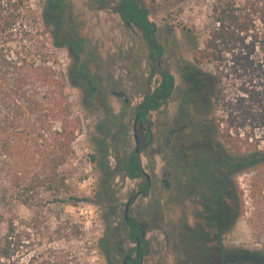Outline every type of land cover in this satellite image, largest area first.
Returning <instances> with one entry per match:
<instances>
[{"label": "trees", "instance_id": "16d2710c", "mask_svg": "<svg viewBox=\"0 0 264 264\" xmlns=\"http://www.w3.org/2000/svg\"><path fill=\"white\" fill-rule=\"evenodd\" d=\"M89 1L94 8L104 9L111 0ZM178 1L185 2H174ZM155 6L152 0L151 7ZM115 10L124 22L138 29L148 46L150 73L134 117L149 137L150 114L172 98L176 78L163 61L166 46L158 38L157 24L145 1L116 0ZM210 10V23L203 40L193 48V59L197 65L214 68L198 74V97H214L220 112L214 115L213 126L220 138L214 136L208 122H196L195 137L203 140L196 160L201 164L187 170L184 180L192 181L194 173L203 190L212 193L215 214H208L209 219L220 232H226L244 210L235 177L247 168H252V186L261 193L254 214L264 220V0H212ZM61 11L58 6L50 12L44 8L47 27L54 16L62 19ZM61 47L78 51L70 29L61 21L52 28L50 40L27 0H0V181L8 187L12 202L19 201L31 210L26 218L12 206L0 207V264L84 263L77 251L61 243L81 234V227L62 220L53 207L93 201L88 195L77 196L71 182L75 142L84 122L75 111L67 79L84 74L77 71L76 64H81L75 56L69 74L65 72L56 53ZM198 97L194 107L201 113L204 106ZM102 131L99 126V145L104 143ZM229 145L245 146L246 151L232 155L226 148ZM135 150L119 161L120 168L112 175L121 172L124 177L142 178L140 187L148 195L151 185L141 152ZM90 162L98 163L96 153L90 154ZM109 190L105 186L101 194L114 200ZM127 221L130 238L135 241L142 223L131 214ZM198 226L189 227L191 236H203L193 231ZM105 239L100 240L103 251H107ZM201 246L195 243L191 250L206 248L204 243ZM221 259V264H264V250L224 246Z\"/></svg>", "mask_w": 264, "mask_h": 264}, {"label": "rangeland", "instance_id": "374dc122", "mask_svg": "<svg viewBox=\"0 0 264 264\" xmlns=\"http://www.w3.org/2000/svg\"><path fill=\"white\" fill-rule=\"evenodd\" d=\"M144 1L150 8L151 20L157 24L158 38L166 46L163 61L176 78L172 98L150 114L149 137H145L144 125L137 124L135 130L134 117V108L142 100L150 73L148 46L138 29L124 22L115 10L116 0H111L104 9L94 8L89 0H27L38 14V24L47 38L51 40L52 28L59 21L70 29L78 51L61 47L56 53L66 73L69 74L75 56L81 64H76L77 71L84 74L67 79L75 111L84 122L83 132L75 142L71 182L77 196L88 195L93 201L53 204L54 213L62 220H70L71 226L79 225L82 231L69 242L61 243L77 251L83 264H123L114 247L135 246L128 239L124 214L129 198L137 197L143 179L124 177L121 172L113 177L112 172H118L119 161L137 148V134L140 146L144 147L143 166L151 181L149 194L138 196L130 208V214L146 228L148 243L142 264H206V258L208 264H217L203 254L204 250H191L195 243L199 247L208 244L204 236L197 238L189 233V227L196 225L197 220L205 221L193 204V197L198 200V189L202 195L211 196L212 201L215 197L203 190L194 173L192 181L184 180L187 170L201 164L195 159L203 141L195 137L196 122L201 119L213 126V117L220 112L214 97L201 100L198 97V74L213 72V66L197 65L193 59V48L203 40L210 23L212 0H185L183 4L155 0V7H151L152 0ZM55 6L62 8V19L54 16L47 27L43 10L50 12ZM114 91L125 93L127 99ZM197 97L204 106L201 113L194 107ZM99 126L104 135L101 145L96 138L97 134L99 138L102 136L98 133ZM175 128L179 131L176 136L170 133ZM213 134L220 138L214 126ZM240 146L226 148L230 154L239 155L246 151L245 146ZM92 153L98 156L96 164L90 162ZM235 180L242 192L244 210L234 226L224 232V246L264 250V220L254 214L255 201L261 200V193L256 185L252 186V168L239 172ZM105 186L110 187L114 200L102 196ZM62 196L65 198L67 194ZM7 206H12L20 217L31 216L27 206L12 202L8 187L0 181V207ZM209 210L211 215L215 214L214 208ZM101 238H107L103 240L107 251L101 249Z\"/></svg>", "mask_w": 264, "mask_h": 264}, {"label": "flooded vegetation", "instance_id": "af4514ba", "mask_svg": "<svg viewBox=\"0 0 264 264\" xmlns=\"http://www.w3.org/2000/svg\"><path fill=\"white\" fill-rule=\"evenodd\" d=\"M114 93L118 94V92H116V91H114ZM170 133L176 136L177 134H179V131L177 128H175L174 130H171ZM198 154L199 153L196 152V157H195L196 160L198 159ZM148 182L151 185V181L149 178H148ZM163 182L165 184L167 183L166 180H164ZM195 190H194V194L197 191V190L196 191ZM197 192L198 193L196 195H198V200L193 197V199H194L193 204L197 208L198 215L201 214L200 216L205 218L204 222L207 225L204 226L203 223H200L197 220L196 224L198 223L199 226L197 228H193V231L197 230L198 233H201L204 236V238H206L205 241L207 242L208 245L206 246V248L203 249L204 250L203 254L205 256H209V259L212 262L215 261V262H217V264H220V263H222L221 254H222L223 247H224V239H223L224 231L220 232L218 228L213 226V224L211 223V222H213V221H211L212 218L209 219L210 217L208 215V214H210L209 209L215 205V200L212 201L211 200L212 197L209 195H202L200 193L199 189ZM141 195H144V194H143L142 188L140 187L139 190L137 191V197L141 196ZM137 197H135L133 195L129 198L128 202H130V208H131V205L133 204V202L136 200ZM128 202H127V205H128ZM130 208L128 210V215H126V209H125L124 221L128 227V239L130 241L134 242L135 246L130 247V248H126L122 244H117L116 247H114V249L119 251V256L123 259V264H142L144 257H145V253H146L145 245H147V243H148L145 240L146 228H145V224H143L141 222L142 224L140 227V235L136 236L135 241H133L130 238V227L127 224V222H128L127 220H128L129 215H130ZM197 219H198V216H197ZM108 257H110V253H108ZM204 262H206V264H208L209 263L208 258L204 259Z\"/></svg>", "mask_w": 264, "mask_h": 264}, {"label": "water", "instance_id": "95a60500", "mask_svg": "<svg viewBox=\"0 0 264 264\" xmlns=\"http://www.w3.org/2000/svg\"><path fill=\"white\" fill-rule=\"evenodd\" d=\"M118 94H119L121 97L127 99V96H126L125 93H123V92H118ZM136 125H137V122H135V130H136ZM135 136H136V141H137V148H136V150H135V153H138V152L143 151L144 147L140 146L138 135L136 134ZM144 172L146 173L145 170H144ZM146 174H147V173H146ZM129 208H130V202H128V205L126 206V215H128V210H129Z\"/></svg>", "mask_w": 264, "mask_h": 264}]
</instances>
